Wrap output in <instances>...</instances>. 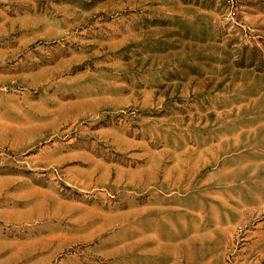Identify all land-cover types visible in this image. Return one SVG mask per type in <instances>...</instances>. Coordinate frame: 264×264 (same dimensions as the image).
<instances>
[{"label": "rangeland", "instance_id": "1", "mask_svg": "<svg viewBox=\"0 0 264 264\" xmlns=\"http://www.w3.org/2000/svg\"><path fill=\"white\" fill-rule=\"evenodd\" d=\"M0 264H264V0H0Z\"/></svg>", "mask_w": 264, "mask_h": 264}]
</instances>
